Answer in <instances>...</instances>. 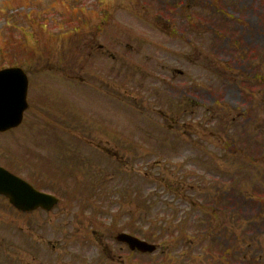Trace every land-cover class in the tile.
<instances>
[{"label": "rangeland", "instance_id": "obj_1", "mask_svg": "<svg viewBox=\"0 0 264 264\" xmlns=\"http://www.w3.org/2000/svg\"><path fill=\"white\" fill-rule=\"evenodd\" d=\"M9 56L33 90L0 158L60 203L0 198V264H264V0H0Z\"/></svg>", "mask_w": 264, "mask_h": 264}, {"label": "water", "instance_id": "obj_2", "mask_svg": "<svg viewBox=\"0 0 264 264\" xmlns=\"http://www.w3.org/2000/svg\"><path fill=\"white\" fill-rule=\"evenodd\" d=\"M26 86L27 80L20 68L0 71V131L15 127L21 122L22 113L26 108ZM0 194L6 196L14 207L22 211L36 207L49 210L56 201L1 167ZM116 239L126 242L130 249H138L141 252H152L155 248L126 234H120Z\"/></svg>", "mask_w": 264, "mask_h": 264}, {"label": "flooded vegetation", "instance_id": "obj_3", "mask_svg": "<svg viewBox=\"0 0 264 264\" xmlns=\"http://www.w3.org/2000/svg\"><path fill=\"white\" fill-rule=\"evenodd\" d=\"M9 60H10V56L8 57V58H6L5 59V64H3L4 66L5 65H7V67H15V66H19V67H21L22 68V70H23V72L26 74V76H27V91L25 92L26 93V100H27V103H28V107H27V109L24 111V113H26L27 111H28V109L30 108V99H31V95H32V93H30V92H32V86H31V82H32V78H31V74L29 73V72H27L28 70H25V66H26V63H25V61L26 60H29V57H28V59L26 58L25 60H23V62H9ZM2 65V63H0V69L1 68H3L4 66ZM14 129H16V128H11V129H7V130H4V131H0V135H2V134H6L7 132H10V131H12V130H14ZM7 152L11 155V158H8V160H6V159H4V158H0V165L1 166H4L5 168H8V169H10L13 173H15V174H18V175H20L21 174V176H22V173H21V171H20V168L19 167H16V164H19L20 162H19V160H18V158H19V156H21V153H19V152H16L15 150H12V149H6L5 150V154H6V156H7ZM24 153H25V155L27 154V153H29V150H24ZM16 163V164H15ZM28 174H31L30 172H29V170H28V168L26 167V170H25V177H23V178H27V177H29V175ZM34 176L35 175H33L32 176V178H34ZM0 198H2V200H4L6 203H5V207H6V204H7V208H10V210H11V212H15V213H18V214H22V213H34V212H43V211H45V210H42V209H38V208H35V209H33V210H28V211H22V210H17V208H15V207H13L10 203H9V201L6 199V197H4V196H0ZM116 236V235H115ZM115 236H114V238H115ZM115 242H117V243H120V244H122L124 247H126L127 245L125 244V243H123V242H119V241H116V239L114 240ZM127 249H128V247H126ZM129 252H132V253H138V254H143V253H140V252H138V251H136V250H133V251H129ZM179 253H180V251H179ZM227 254V253H226ZM225 254V255H226ZM171 255H173V256H175L174 258H173V263L172 264H193L192 263V261H191V259H190V257H185V255H181V254H179V255H176V254H171ZM229 256V255H228ZM222 259H221V258ZM109 258H110V260H112L113 258H114V255L112 256V254H109ZM119 258V257H118ZM223 258H225L224 256H219V258H218V262H219V264H221V262L223 263L224 262V260H223ZM229 258L231 259V261L233 260L234 261V257H233V255L231 254L230 256H229ZM120 259V258H119ZM119 259H117V264H121L122 262H121V260H119ZM178 259V260H177ZM220 259H221V262H220ZM111 262V261H110ZM121 262V263H120ZM207 264H216V262H208Z\"/></svg>", "mask_w": 264, "mask_h": 264}]
</instances>
